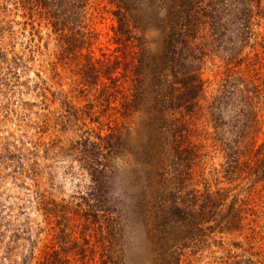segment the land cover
I'll list each match as a JSON object with an SVG mask.
<instances>
[{
	"label": "trees",
	"instance_id": "obj_1",
	"mask_svg": "<svg viewBox=\"0 0 264 264\" xmlns=\"http://www.w3.org/2000/svg\"><path fill=\"white\" fill-rule=\"evenodd\" d=\"M108 1L114 7L112 14L117 21L114 40L122 51L116 61L94 57L93 47L98 37L87 22L91 0H20V9L31 20L27 23L30 30H22L28 37L22 53L8 46V41H0V95L4 97L17 92L19 68H28L26 60L33 61L36 54H43L36 37L40 33L37 26L42 24L51 29L50 36H56L63 64L82 59L84 72L98 79L124 62L142 84L124 92L121 105H114L103 94L92 106L68 111L62 121L65 129L79 123L81 135L72 147L91 181L88 192L76 206L59 202L42 190L40 159L50 155V148L40 136L30 134V124L23 126L26 132L19 137L10 134L11 137L0 141V168L3 165L14 168L18 181L33 180L36 211L47 223L46 228H38L37 236L32 235L31 224L15 229L12 243L5 246L2 264H128L126 249L119 244L118 229L119 217L125 216L111 191L113 163L122 155L142 163L148 182L155 179L161 182L158 186L152 182L153 202L147 219L155 254L153 264H188L190 253L186 254V250L193 253V249L204 248L216 229L233 233L242 227L244 216L237 200L228 203L230 186L222 185L216 190L189 188L190 182L197 179L202 147L194 120L201 100L206 98L209 80L205 66L212 50L223 42L228 26L244 39L250 32L248 24L253 7H260L262 0ZM152 25L163 34L157 53L145 49L144 38L135 32ZM262 80L253 76L244 83L240 76L235 83L241 82L242 86L224 85L213 96V107L238 100L233 103L238 112L232 118L237 139L225 148L228 153L224 152L219 175L211 181L204 177L202 182H264V141L258 144L256 135L262 125L257 106L264 97ZM110 97L118 100L115 92ZM140 103L146 106L147 128L145 139L134 142L125 118L139 107L142 110ZM13 105V100L7 99L0 124L13 118L12 113L16 112ZM24 117L27 118V111L19 116V121L24 123ZM219 122L223 121L215 123ZM35 127L44 128L38 124ZM57 153L63 154L62 149ZM4 219L5 216L0 217V224ZM43 231H47L46 239L41 238ZM22 235H27L24 238L28 248L16 253L14 249ZM249 247L242 252L225 247L218 264H264V250Z\"/></svg>",
	"mask_w": 264,
	"mask_h": 264
},
{
	"label": "rangeland",
	"instance_id": "obj_2",
	"mask_svg": "<svg viewBox=\"0 0 264 264\" xmlns=\"http://www.w3.org/2000/svg\"><path fill=\"white\" fill-rule=\"evenodd\" d=\"M19 1L0 0V41H8V46H13L15 52L22 53V46L28 40L22 30H30L31 25L27 23L31 20L24 16ZM253 8L252 19L248 24L250 32L244 39L232 31L234 28L228 26L223 42L217 45L218 49H211L213 52L205 66V76L209 80L206 98L201 100L197 109L199 113L194 120L198 142L202 144L197 179L190 184L185 182L189 184V188L200 190L207 188L216 190L222 185L230 186L231 195L228 203L237 200L236 204L241 207L244 220L239 231L227 233L225 230L221 232L220 229H216L211 242L204 248L193 249V253L186 250V254L190 253L188 264H218L219 257L224 255L225 247L235 252L251 248L249 245L256 250L259 248L264 250V182H202L204 177L211 181V178L219 175L221 164L224 162V152L228 153L225 148L237 139V128L232 118L238 112V108L233 106L238 100L233 103L216 104L213 107L211 104L214 101L213 96H216L217 90L223 89L224 85L234 86L240 76H243L244 83L253 76L255 78L260 76L264 81V0L260 7ZM113 10L114 7L108 0H91L87 7V22L98 37L93 47L94 57L99 60L112 58L116 61L122 56V51H119L114 40L117 21L112 14ZM37 27L40 29L39 35H36L37 42L42 44L43 54H36L33 61L27 59L28 68L24 67L27 69L19 68L21 77L17 92H12L10 97L0 95V116L5 113L2 107L7 99L9 102L13 100V107L16 109V112L12 113L13 118L7 123L0 124V141L6 136L11 137L10 134L19 137L26 132L23 126L30 124V134L40 136L50 148V155L40 159L42 190H46V193L59 202L76 206L82 201L81 196L88 192L91 181L86 171L81 168L80 162L76 160V153L72 147L81 135L79 123L65 129L62 121L68 111L86 105L92 106L103 94L114 105H121L124 102L123 93L135 90L142 84L132 74L130 65L124 62L112 67L105 76L98 79L84 72L85 66H81V62L84 64L82 59L81 62L77 59L63 64L57 50L56 36L54 34L50 36L51 29L44 24ZM144 27L145 30L139 28L135 32L137 36L144 38L142 44L145 49L150 53H157L162 44L163 34L156 26ZM8 50L11 48L8 47ZM241 84L239 82L236 85L242 86ZM113 92L118 100L110 97V93ZM64 99L71 102L65 103ZM140 106L142 110H139V107L125 118L134 142L145 139L147 128L146 106L143 107L142 103ZM257 106L260 108L258 116L262 125L260 131L255 134L259 138L257 143L261 144L264 141V97ZM26 111L27 118L24 117L22 123L19 116ZM220 120L223 121L221 124L215 123ZM37 124L44 128H36ZM59 149H62L63 154L57 153ZM138 162L129 155L115 159L111 191L121 205L118 206L120 213L123 211L125 216L119 217L118 229L119 244L126 249L128 264H153L155 254L152 251V238L147 232V219L150 217L148 212L150 203L153 202V195L150 192L153 189L152 182L155 186L161 182H157V179L148 182L147 174L142 171L143 165ZM4 166L0 168V214H2L0 217L5 216L0 224V264L6 251L5 246L12 243L15 229L21 230L31 224L33 227L31 233L37 236L40 232L38 228L47 226L44 216L36 211L34 203L36 189L33 180L25 178L18 181L13 173L14 168ZM75 212L79 215L82 213ZM75 219L79 220L78 217ZM24 237L27 235H22L17 248L14 249L16 253L22 252L25 247L28 248V241ZM41 238H47V231L41 233Z\"/></svg>",
	"mask_w": 264,
	"mask_h": 264
}]
</instances>
